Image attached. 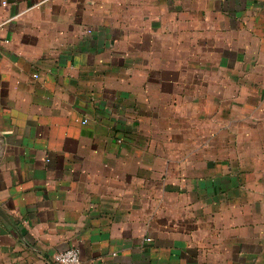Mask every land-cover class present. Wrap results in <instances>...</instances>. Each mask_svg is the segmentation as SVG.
I'll list each match as a JSON object with an SVG mask.
<instances>
[{"label":"crops","instance_id":"0c3cea01","mask_svg":"<svg viewBox=\"0 0 264 264\" xmlns=\"http://www.w3.org/2000/svg\"><path fill=\"white\" fill-rule=\"evenodd\" d=\"M0 264H264V0H0Z\"/></svg>","mask_w":264,"mask_h":264},{"label":"built area","instance_id":"2783aa9c","mask_svg":"<svg viewBox=\"0 0 264 264\" xmlns=\"http://www.w3.org/2000/svg\"><path fill=\"white\" fill-rule=\"evenodd\" d=\"M55 261L58 264H82L80 249L76 246H70L57 253L55 255Z\"/></svg>","mask_w":264,"mask_h":264},{"label":"water","instance_id":"95a60500","mask_svg":"<svg viewBox=\"0 0 264 264\" xmlns=\"http://www.w3.org/2000/svg\"><path fill=\"white\" fill-rule=\"evenodd\" d=\"M0 218L4 221L3 224L7 223L11 225L9 216L6 213H4V211L1 208H0Z\"/></svg>","mask_w":264,"mask_h":264}]
</instances>
